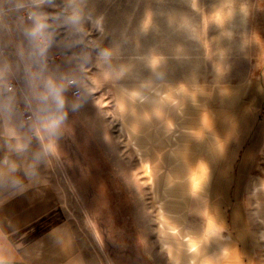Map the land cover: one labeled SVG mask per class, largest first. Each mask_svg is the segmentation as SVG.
Here are the masks:
<instances>
[{
	"label": "rangeland",
	"instance_id": "obj_1",
	"mask_svg": "<svg viewBox=\"0 0 264 264\" xmlns=\"http://www.w3.org/2000/svg\"><path fill=\"white\" fill-rule=\"evenodd\" d=\"M262 78L264 0H0L10 138L35 151L86 254L104 262L195 264L190 198L229 182L264 246V130L257 156L242 148L233 173L226 155L218 166ZM50 87L64 89L59 111Z\"/></svg>",
	"mask_w": 264,
	"mask_h": 264
},
{
	"label": "crops",
	"instance_id": "obj_2",
	"mask_svg": "<svg viewBox=\"0 0 264 264\" xmlns=\"http://www.w3.org/2000/svg\"><path fill=\"white\" fill-rule=\"evenodd\" d=\"M247 91L248 105L239 121L226 128L218 162L226 155L222 167L231 173L242 148L248 159L252 152L257 156L264 130V78L249 84ZM10 137L0 103V264H165L158 257L116 263L87 255L54 184L39 176L38 155ZM228 137L231 144L224 149ZM230 187L229 182L219 196L190 198L195 264H264V246L253 244L241 198L231 199Z\"/></svg>",
	"mask_w": 264,
	"mask_h": 264
},
{
	"label": "clouds",
	"instance_id": "obj_3",
	"mask_svg": "<svg viewBox=\"0 0 264 264\" xmlns=\"http://www.w3.org/2000/svg\"><path fill=\"white\" fill-rule=\"evenodd\" d=\"M107 55V53H105ZM64 91V89L61 87L59 89L55 87H50V92L53 95V98L55 99L57 110H61L63 108L64 100L61 96V93ZM65 117L63 115L58 116L56 118H49V122L47 125V130L51 135L57 134V129L59 128L60 124L63 122Z\"/></svg>",
	"mask_w": 264,
	"mask_h": 264
},
{
	"label": "built area",
	"instance_id": "obj_4",
	"mask_svg": "<svg viewBox=\"0 0 264 264\" xmlns=\"http://www.w3.org/2000/svg\"><path fill=\"white\" fill-rule=\"evenodd\" d=\"M74 95H78L80 93V90L79 89H76L73 91Z\"/></svg>",
	"mask_w": 264,
	"mask_h": 264
}]
</instances>
